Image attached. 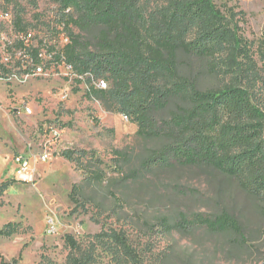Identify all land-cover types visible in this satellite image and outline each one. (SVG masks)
<instances>
[{"label": "rangeland", "instance_id": "1", "mask_svg": "<svg viewBox=\"0 0 264 264\" xmlns=\"http://www.w3.org/2000/svg\"><path fill=\"white\" fill-rule=\"evenodd\" d=\"M212 1L221 11L243 12L241 33L256 49L264 32V0ZM61 10V0H0V56L5 48L17 47L24 31L32 32L40 47L58 46ZM180 70L203 90L223 84L199 59L182 58ZM260 76L254 95L264 110L263 71ZM97 84L53 69L27 79L13 71L0 73V229L19 225L13 236L0 237V259L72 264V258L89 256V264H130L114 239L119 236L139 264H261L264 201L210 167L143 168L166 140L139 136L137 124L90 94ZM25 107L31 115L24 114ZM174 109L170 105L160 118L167 119ZM66 150L81 156L79 163L65 160L61 154ZM42 153L49 160L37 167L32 181H16L13 157ZM90 172L102 179L84 183ZM77 186H82L79 193ZM222 213L238 221L243 244L232 232L172 228L182 217L192 221Z\"/></svg>", "mask_w": 264, "mask_h": 264}, {"label": "trees", "instance_id": "2", "mask_svg": "<svg viewBox=\"0 0 264 264\" xmlns=\"http://www.w3.org/2000/svg\"><path fill=\"white\" fill-rule=\"evenodd\" d=\"M61 3L57 25L69 39L62 49L64 58L88 82L110 84L107 90L91 86L90 94L137 124L139 136L166 140L143 168L210 167L264 201V110L254 95L264 72V32L254 49V43L241 33L243 12L221 11L212 0ZM68 8L72 12L65 13ZM182 58L199 59L205 71L223 84L200 89L195 77L181 72ZM2 72L7 73L0 65ZM170 105H175L170 116L160 118ZM77 155L72 150L61 154L79 163ZM101 179L99 172H90L84 183ZM81 188L75 187L78 193ZM193 226L232 232L244 243L240 224L228 213L196 216L192 221L182 217L172 228ZM18 229V224L8 223L0 229V237L9 238ZM114 239L122 256L130 264H139L131 246L119 236ZM66 243L76 247L71 237ZM89 261V256L71 259L72 264ZM0 264L9 263L0 259Z\"/></svg>", "mask_w": 264, "mask_h": 264}, {"label": "built area", "instance_id": "3", "mask_svg": "<svg viewBox=\"0 0 264 264\" xmlns=\"http://www.w3.org/2000/svg\"><path fill=\"white\" fill-rule=\"evenodd\" d=\"M57 38L60 40L58 46L40 47L34 44V35L30 31H24L19 34L17 47L9 52L5 48V53L0 56V65L4 67L7 73L13 71L15 76H21L25 79L36 75H43L46 69H53L64 77L83 78L77 75L74 68L69 64L62 54L63 47L69 42L68 36L62 28H58ZM97 87L105 89L106 83L98 81ZM25 115H31L32 111L25 107ZM127 120L128 117L124 116ZM49 160L47 154L33 155H16L13 157L14 179L20 183H29L35 173V164L47 163Z\"/></svg>", "mask_w": 264, "mask_h": 264}, {"label": "crops", "instance_id": "4", "mask_svg": "<svg viewBox=\"0 0 264 264\" xmlns=\"http://www.w3.org/2000/svg\"><path fill=\"white\" fill-rule=\"evenodd\" d=\"M39 165H41V163H37V164H35L34 166V168H35V172L37 171V167L39 166Z\"/></svg>", "mask_w": 264, "mask_h": 264}, {"label": "water", "instance_id": "5", "mask_svg": "<svg viewBox=\"0 0 264 264\" xmlns=\"http://www.w3.org/2000/svg\"><path fill=\"white\" fill-rule=\"evenodd\" d=\"M262 264H264V263H262Z\"/></svg>", "mask_w": 264, "mask_h": 264}]
</instances>
